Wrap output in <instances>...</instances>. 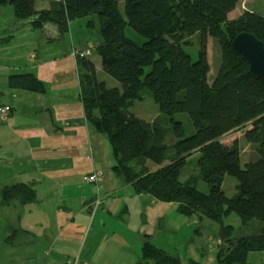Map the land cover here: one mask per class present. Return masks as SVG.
<instances>
[{
	"label": "trees",
	"instance_id": "16d2710c",
	"mask_svg": "<svg viewBox=\"0 0 264 264\" xmlns=\"http://www.w3.org/2000/svg\"><path fill=\"white\" fill-rule=\"evenodd\" d=\"M37 1L0 0V7L11 5L18 26L28 22L34 30L49 24L64 36L71 22L85 19L88 27L98 31L101 41L96 50L103 72L121 87L109 88L95 64L80 59L81 99L88 122L111 147L115 174L137 194L177 204L182 216L219 224L216 264H250L251 252H264V79L251 72L233 40L247 32L264 42V16L246 11L229 20L240 0H125L124 14L118 0H60L42 11L36 10ZM127 27L144 42L130 39ZM193 37L199 39L196 60L186 49ZM210 39L221 55L211 82ZM10 84L44 90L33 74L12 76ZM145 97L159 106L160 114L153 121L130 111L136 100ZM179 113L189 116L195 130L191 136L175 119ZM249 125L244 139L253 156L243 167L239 141L227 146L222 139ZM170 131L175 140L167 143ZM197 153L199 176L207 192L199 190L197 177L180 181L188 159ZM148 161L160 168L150 171ZM226 176L238 182L232 197L223 189ZM23 188L4 189L3 200L21 195ZM23 199L34 200V192ZM232 213L244 225L259 222L257 232L235 236V227L224 221ZM143 239L137 264H183L179 255L156 246L149 237ZM187 264L203 263L190 258Z\"/></svg>",
	"mask_w": 264,
	"mask_h": 264
},
{
	"label": "crops",
	"instance_id": "0c3cea01",
	"mask_svg": "<svg viewBox=\"0 0 264 264\" xmlns=\"http://www.w3.org/2000/svg\"><path fill=\"white\" fill-rule=\"evenodd\" d=\"M55 2L38 0L36 10ZM238 6L230 20L236 10L239 17L248 11ZM93 30L83 19L71 22L64 36L49 24L36 33L28 22L18 26L11 5L0 7V109L11 108L0 120V264H137L144 237L158 247V238L172 234L180 242L182 222L193 221L189 230L198 223L183 221L175 203L137 194L113 171L107 139L86 118L71 55L73 47L100 44ZM209 51L208 44V58ZM93 55L88 59L99 74L101 58ZM21 74H33L44 90L11 86L10 78ZM96 170L104 171L98 186L86 182ZM19 185L22 194L4 201L2 191ZM32 191L35 199L25 201ZM194 252L204 262L194 260L212 263L203 247Z\"/></svg>",
	"mask_w": 264,
	"mask_h": 264
},
{
	"label": "rangeland",
	"instance_id": "374dc122",
	"mask_svg": "<svg viewBox=\"0 0 264 264\" xmlns=\"http://www.w3.org/2000/svg\"><path fill=\"white\" fill-rule=\"evenodd\" d=\"M124 2L125 0H118L119 9L122 14H124ZM238 7L239 9H242L243 7H245V8H248L247 9L248 11L253 10V12L255 13L264 15V0H240V4ZM238 14L240 15L239 10H236L235 15L231 17L232 20L238 19L239 18ZM35 31L36 33H42L41 30H35ZM93 33L98 34V31L93 30ZM125 33L130 39L138 42V44H142L144 42V39L140 37L130 27L126 28ZM209 41H210L208 43L209 48H210L209 62L211 65V73H210L209 78L211 82L212 79L218 73V69H219L220 62H221V55L219 52L218 45L212 39H210ZM191 43L192 45L187 47L186 49L192 55L193 59L196 60L198 58V52H199V39L197 37H193L191 39ZM93 56L95 58L99 55L95 52ZM99 76L107 82V85L109 88H112V87L120 88L121 87L119 82H117L115 79H113L112 77L108 76L107 74L103 72L102 67L100 68ZM130 111L144 120H148L150 118L155 117V115L158 116L160 114L159 106L157 105L155 100L151 97H145L143 100H136L130 106ZM175 119L183 123L187 136H191L194 133L195 131L194 127L187 114L179 113L175 115ZM169 127L172 128V125L170 124ZM249 129H251V126ZM167 139H168L167 143H169L170 139L175 140L173 138L171 131L169 132ZM236 140L239 141L240 143L241 151L244 150L243 152L244 157H241V164L244 167V165L250 161V158L251 156H253V154H252L251 148L249 149L247 148L245 150L247 143L244 139L243 132L237 131V132L231 133L229 136L222 139V143L227 146L228 145L230 146ZM197 163H198V157L192 156L188 159V163L185 165V167L181 171L180 181L186 182L192 176L197 177L199 190H201L202 192H207L208 187L206 183L199 176L200 172H199ZM148 167L153 168L152 171L158 168V166L155 163L150 162V161H149ZM237 184L238 182L234 177L226 176L223 189L226 192L227 196L232 197L237 193V188H236ZM181 218L183 221H187V218H185V216L181 215ZM224 221L226 225H232L235 227L234 235L237 237L253 235L254 233L257 232V229H259L260 227V224L257 221L252 222L250 225H244L242 220L235 213H232L228 217H225ZM191 223H193L192 220H190L188 224H186V222H182L183 231L180 236V242H178L172 234L170 236H167L166 239L158 238L157 244L159 245V247L164 248L171 254H179L183 259V264H187V260L190 258L196 259L198 256V252H194V249L195 248L200 249V247H203L207 251L208 256L206 255V257L208 259H212L211 264H216L215 262V252L217 250L216 242L219 239L218 234H219L220 225L213 222L212 220L208 218H203V220H198V223L195 224L191 230H189L188 225L190 224V227H191ZM196 230H198V232H196ZM198 260L204 262V259H202L200 256H198ZM248 262L250 264H264V252H251L248 256Z\"/></svg>",
	"mask_w": 264,
	"mask_h": 264
},
{
	"label": "water",
	"instance_id": "95a60500",
	"mask_svg": "<svg viewBox=\"0 0 264 264\" xmlns=\"http://www.w3.org/2000/svg\"><path fill=\"white\" fill-rule=\"evenodd\" d=\"M233 46L248 61L251 72L264 79V42L244 32L236 36Z\"/></svg>",
	"mask_w": 264,
	"mask_h": 264
},
{
	"label": "built area",
	"instance_id": "2783aa9c",
	"mask_svg": "<svg viewBox=\"0 0 264 264\" xmlns=\"http://www.w3.org/2000/svg\"><path fill=\"white\" fill-rule=\"evenodd\" d=\"M96 50V46L93 43H88L87 46L83 49L73 47L71 50V55L78 61L79 59L89 58L93 55L94 51ZM11 108L9 106L2 107L0 109V120L5 121L10 117ZM104 176V171L96 170L90 173L86 177V182L93 185H99L100 180ZM220 244L217 242L216 245ZM67 264H76L75 261H69Z\"/></svg>",
	"mask_w": 264,
	"mask_h": 264
}]
</instances>
